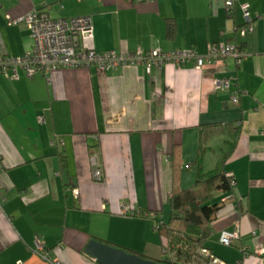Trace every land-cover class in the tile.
I'll use <instances>...</instances> for the list:
<instances>
[{
    "label": "crops",
    "instance_id": "obj_1",
    "mask_svg": "<svg viewBox=\"0 0 264 264\" xmlns=\"http://www.w3.org/2000/svg\"><path fill=\"white\" fill-rule=\"evenodd\" d=\"M244 4L253 30L243 37ZM33 10L54 20L91 17L93 39L82 47L97 53L203 55L208 44L227 42L249 56L200 71L166 64L150 72L63 69L29 79L20 72L18 81L0 75V264H98L85 255L91 240L153 259L162 240L146 215L168 221L173 176L181 191L195 184L189 165L201 127L228 124L240 132L224 164L235 187L211 201L220 209L207 248L226 264H264L252 253L264 248V0H235L231 17L220 0H0V55L20 57L31 48L26 27L8 26L6 16ZM215 79H229L230 89L215 92ZM231 141L222 134L207 142L203 173L214 170ZM92 157L101 182L93 180ZM123 205L140 216L121 215ZM235 227L239 239L221 246L220 233ZM36 238L46 260L35 252Z\"/></svg>",
    "mask_w": 264,
    "mask_h": 264
},
{
    "label": "built area",
    "instance_id": "obj_2",
    "mask_svg": "<svg viewBox=\"0 0 264 264\" xmlns=\"http://www.w3.org/2000/svg\"><path fill=\"white\" fill-rule=\"evenodd\" d=\"M220 1L227 15L231 17L235 0ZM240 9L243 19L247 23L245 28L239 30V34L244 37L247 33L252 32L253 28L249 20L248 5H241ZM6 22L8 26L24 25L32 41L31 48L20 57L0 55V75L10 81H18L20 72H23L24 76L29 79L39 72L49 73L63 69H89L91 67H95L100 73H105L118 68L144 66L147 72H150L152 68L160 70L166 64L177 68L190 64L194 70L200 71L205 67L214 66L229 59L238 65L249 56L235 45L227 42L208 44L206 53L203 55H199L193 50L164 52L160 49H153L146 53H97L82 47L84 41L93 39L92 19L89 16L54 20L49 18L46 11L33 10L19 18L6 16ZM230 87L229 79H215L213 81L215 92L228 91ZM231 103L233 105L238 104L236 94L231 97ZM39 120L42 121V119ZM52 145L54 146L55 142H52ZM91 164L93 166V180L101 182L103 173L96 157L91 158ZM230 185L234 188L235 182L232 181ZM71 194L74 198L79 196L77 189H72ZM120 214L128 217L140 216V213L134 211L130 205H123ZM146 217L154 219L155 215L149 213ZM157 230L158 226L155 224L154 231ZM238 239L239 230L235 227L231 231H222L218 243L221 246L229 247L233 241ZM34 244L36 254L46 260L44 243L36 238ZM242 250L244 253L248 252L246 248ZM201 253L208 260V264H226L206 249H203ZM252 253L264 261L263 247H256ZM53 264L59 263L55 261ZM235 264H241V262Z\"/></svg>",
    "mask_w": 264,
    "mask_h": 264
},
{
    "label": "trees",
    "instance_id": "obj_3",
    "mask_svg": "<svg viewBox=\"0 0 264 264\" xmlns=\"http://www.w3.org/2000/svg\"><path fill=\"white\" fill-rule=\"evenodd\" d=\"M167 30L168 35H172L174 30L170 23L167 24ZM239 133V128L234 124L201 127L197 156L189 165L190 168L197 170L194 186L191 189L181 191L174 178L176 175L173 176L169 195L170 217L166 223L156 220V217L154 218L155 224L158 226V230L155 232L162 240L164 254V260L154 261L161 264H208V260L201 251L203 249L210 251L207 248V241L211 234L210 223L220 209L218 203H211V201L216 193H231L233 190L230 185L233 178L224 172V164L235 148ZM222 134L231 136L232 141L228 143L227 151L222 153L214 170L203 173L201 158L205 152V146L211 138ZM175 153L176 150L173 151V155ZM174 160L173 156V162ZM176 167L177 164L173 163V170ZM123 250L141 258L150 259L138 253Z\"/></svg>",
    "mask_w": 264,
    "mask_h": 264
},
{
    "label": "water",
    "instance_id": "obj_4",
    "mask_svg": "<svg viewBox=\"0 0 264 264\" xmlns=\"http://www.w3.org/2000/svg\"><path fill=\"white\" fill-rule=\"evenodd\" d=\"M85 255L95 259L98 264H161L151 259L127 253L119 247L97 240H91L87 244Z\"/></svg>",
    "mask_w": 264,
    "mask_h": 264
},
{
    "label": "rangeland",
    "instance_id": "obj_5",
    "mask_svg": "<svg viewBox=\"0 0 264 264\" xmlns=\"http://www.w3.org/2000/svg\"><path fill=\"white\" fill-rule=\"evenodd\" d=\"M153 259L155 260H164V254H163V250H162V245L160 244L159 246L157 245L155 248H154V251H153Z\"/></svg>",
    "mask_w": 264,
    "mask_h": 264
}]
</instances>
